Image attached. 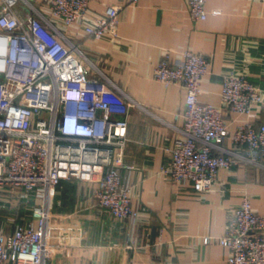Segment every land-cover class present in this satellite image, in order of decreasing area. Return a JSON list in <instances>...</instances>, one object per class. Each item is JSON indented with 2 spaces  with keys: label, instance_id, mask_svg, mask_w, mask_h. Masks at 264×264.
Listing matches in <instances>:
<instances>
[{
  "label": "built area",
  "instance_id": "1",
  "mask_svg": "<svg viewBox=\"0 0 264 264\" xmlns=\"http://www.w3.org/2000/svg\"><path fill=\"white\" fill-rule=\"evenodd\" d=\"M205 1L187 0L192 18L207 16ZM18 2L0 0V71L5 73L0 81V264H50L55 245L63 252L70 246L57 237L67 215L53 212L63 176L96 175L93 194L99 205L119 218L137 214L119 170L128 166L123 162L126 105L108 100L104 84L94 83L77 43L30 1L19 14ZM88 2L49 0V14L66 25L77 24L93 38L117 37L121 5L109 4L104 14L89 16ZM208 63L191 49L176 58L166 51L153 74L165 85L185 89L183 107L173 113L182 123H170L178 135L166 147L170 158L161 172L176 184L190 181L197 191L211 189L220 168L240 161L264 166V121L251 120L254 110L264 106V89L243 74H223L220 95L231 114L227 120L222 105L199 100ZM75 92L78 100L72 101ZM29 196L39 201L30 206V218L19 221L15 210ZM215 239L229 249L230 264H264V214L252 209L247 194ZM116 245L112 241L108 248Z\"/></svg>",
  "mask_w": 264,
  "mask_h": 264
},
{
  "label": "crops",
  "instance_id": "2",
  "mask_svg": "<svg viewBox=\"0 0 264 264\" xmlns=\"http://www.w3.org/2000/svg\"><path fill=\"white\" fill-rule=\"evenodd\" d=\"M27 1L79 45L89 76L109 91L106 98L126 105L123 162L128 166L119 170L137 210L134 217L112 216L93 194L96 175L63 176L53 212L67 215L57 237L70 246L63 252L55 245L50 264H230L229 249L215 237L243 194L254 211L264 214V166L240 161L220 168L208 190L197 191L190 181L173 183L161 166L170 158L166 147L178 135L170 123H182L173 113L182 109L185 89L178 83L165 85L153 74L166 51L172 58L184 49L203 53L209 63L199 100L222 105L230 120L220 95L223 74H243L264 89V0H206L203 19L190 16L187 0H89V16L104 14L109 4L121 5L118 36L101 38L50 15L49 0ZM16 9L23 15L25 0ZM251 120L264 121V106L254 110ZM224 144L231 146L227 139ZM21 216L30 218L29 213ZM206 235L214 239L206 242ZM112 241L118 245L110 249Z\"/></svg>",
  "mask_w": 264,
  "mask_h": 264
},
{
  "label": "rangeland",
  "instance_id": "3",
  "mask_svg": "<svg viewBox=\"0 0 264 264\" xmlns=\"http://www.w3.org/2000/svg\"><path fill=\"white\" fill-rule=\"evenodd\" d=\"M4 78H5V73L2 72V71H0V81L4 80ZM33 203H35V200L33 198H30L27 201L26 200H23V201L20 200L19 201V203H18V209L20 208V210H19V214H20L19 217H20V219L17 218V220H19V221H25V219L21 215L22 214H24V216L27 215L29 213V208H30V206ZM2 213H3V216H5V214H8V212H6V211H3Z\"/></svg>",
  "mask_w": 264,
  "mask_h": 264
},
{
  "label": "clouds",
  "instance_id": "4",
  "mask_svg": "<svg viewBox=\"0 0 264 264\" xmlns=\"http://www.w3.org/2000/svg\"><path fill=\"white\" fill-rule=\"evenodd\" d=\"M72 101L78 100V94L75 92L72 97H70Z\"/></svg>",
  "mask_w": 264,
  "mask_h": 264
},
{
  "label": "trees",
  "instance_id": "5",
  "mask_svg": "<svg viewBox=\"0 0 264 264\" xmlns=\"http://www.w3.org/2000/svg\"><path fill=\"white\" fill-rule=\"evenodd\" d=\"M19 210H20V208L18 209V207L16 208V210H15V216H16V219L17 218H19L20 219V217H19Z\"/></svg>",
  "mask_w": 264,
  "mask_h": 264
}]
</instances>
